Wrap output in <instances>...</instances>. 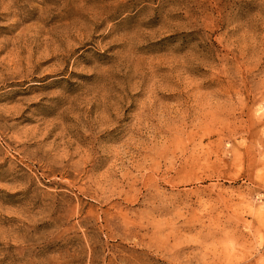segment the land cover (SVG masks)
I'll use <instances>...</instances> for the list:
<instances>
[{"label": "rangeland", "instance_id": "obj_1", "mask_svg": "<svg viewBox=\"0 0 264 264\" xmlns=\"http://www.w3.org/2000/svg\"><path fill=\"white\" fill-rule=\"evenodd\" d=\"M0 264H264V0H0Z\"/></svg>", "mask_w": 264, "mask_h": 264}]
</instances>
